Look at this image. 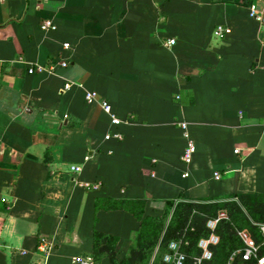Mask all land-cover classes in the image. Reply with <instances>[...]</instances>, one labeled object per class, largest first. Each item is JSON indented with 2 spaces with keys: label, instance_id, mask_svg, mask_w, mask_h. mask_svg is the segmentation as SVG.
I'll return each mask as SVG.
<instances>
[{
  "label": "crops",
  "instance_id": "crops-1",
  "mask_svg": "<svg viewBox=\"0 0 264 264\" xmlns=\"http://www.w3.org/2000/svg\"><path fill=\"white\" fill-rule=\"evenodd\" d=\"M243 194L264 195V0H0V264H111L95 232L126 256L140 223L96 200Z\"/></svg>",
  "mask_w": 264,
  "mask_h": 264
},
{
  "label": "rangeland",
  "instance_id": "rangeland-1",
  "mask_svg": "<svg viewBox=\"0 0 264 264\" xmlns=\"http://www.w3.org/2000/svg\"><path fill=\"white\" fill-rule=\"evenodd\" d=\"M225 202L224 210L211 211L201 203L181 207L178 214L173 210L161 225L153 247L143 252L135 237L126 250L127 255L119 260L129 257L130 264H163L167 256L169 264H177L178 261L182 264H213V248L221 244L219 256L223 264H243L241 248L244 237L253 240L258 248L264 244L257 237L258 228H264V207L257 211L263 219L258 223L248 207H243L237 200L236 203L232 200ZM144 245L150 246V239ZM262 251L260 249L258 253Z\"/></svg>",
  "mask_w": 264,
  "mask_h": 264
},
{
  "label": "trees",
  "instance_id": "trees-1",
  "mask_svg": "<svg viewBox=\"0 0 264 264\" xmlns=\"http://www.w3.org/2000/svg\"><path fill=\"white\" fill-rule=\"evenodd\" d=\"M239 202L243 207H248L249 210L253 213L257 222L260 223L263 219L260 218L258 214V209L260 207H264V195L260 194H243L237 197H232L231 200L233 203ZM227 201V200H226ZM212 200H201L198 202H189V201H178V202H167L165 213L161 217H151L144 216V205L145 200L142 199H123V200H96L95 209L96 210H104V211H116L122 210L129 214H131L139 223L140 230L137 233V242L138 247L143 251H147L150 247H153L155 244V240L158 239L160 233V227L165 222V219L170 215V213L174 210L178 214L181 207H189L193 203H201L202 206L209 208L211 211L214 210H224L226 202L224 200L215 201L216 203L212 204ZM215 215V214H214ZM176 216V215H175ZM258 236L260 242H264V236L261 232V229L258 228ZM95 239L100 240L103 239L105 251L107 252L109 261L111 264H130L129 257H125L122 260H119L116 256V248L118 244V239L110 236H103L97 232H95ZM152 238V239H151ZM150 239V246H145L144 243ZM215 257L212 260L213 264H223L221 262L219 254L221 253V244L214 246ZM234 249L233 246L231 248ZM242 251L244 246H242ZM262 249L264 250V244L258 248V251ZM241 251V252H242ZM264 256V252L262 251L259 254V257ZM242 260V259H241ZM216 262V263H215ZM243 264H255L254 260L243 261Z\"/></svg>",
  "mask_w": 264,
  "mask_h": 264
},
{
  "label": "built area",
  "instance_id": "built-area-1",
  "mask_svg": "<svg viewBox=\"0 0 264 264\" xmlns=\"http://www.w3.org/2000/svg\"><path fill=\"white\" fill-rule=\"evenodd\" d=\"M53 29H55V25L53 24L52 21H44L41 25V30H43L45 32L48 30H53ZM65 47L67 48L68 45H65ZM63 65H65V64H63ZM35 71H37V70H34V68H30L28 70V73L32 74ZM69 85H67V89L70 87ZM86 99H87L88 103L93 102L94 96L92 94H89L86 97ZM101 107H102L103 111L110 116L111 124H112V126H114V128H117L122 124V121L113 115V113L111 111V106L108 102H106V101L101 102ZM104 139L105 140L113 139L116 141H121L123 139V135L119 132L109 133L105 136ZM192 153H193V147L191 144H189V146L185 149L184 153L182 154V160L184 162H188L191 158ZM215 177H216V179H219L220 175L215 173ZM94 188H97V186H94ZM261 232L264 236V228H261ZM243 242H244V249L241 252V258L244 261L254 260L255 264H264V258L259 257L258 247L254 243V241L249 240L248 238L244 237ZM180 259H183V257H180ZM76 262H77V264H96V261L92 256L78 257L76 259ZM163 264H169V257H167V256L165 257V259L163 260ZM177 264H182V261H178Z\"/></svg>",
  "mask_w": 264,
  "mask_h": 264
}]
</instances>
